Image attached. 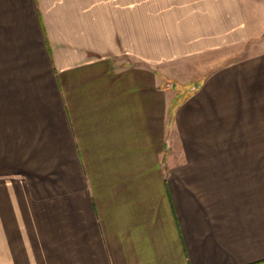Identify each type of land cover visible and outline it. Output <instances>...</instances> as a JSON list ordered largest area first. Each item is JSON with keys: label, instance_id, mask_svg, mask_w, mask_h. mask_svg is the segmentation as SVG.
<instances>
[{"label": "crops", "instance_id": "crops-1", "mask_svg": "<svg viewBox=\"0 0 264 264\" xmlns=\"http://www.w3.org/2000/svg\"><path fill=\"white\" fill-rule=\"evenodd\" d=\"M0 264H264V0H0Z\"/></svg>", "mask_w": 264, "mask_h": 264}, {"label": "rangeland", "instance_id": "rangeland-1", "mask_svg": "<svg viewBox=\"0 0 264 264\" xmlns=\"http://www.w3.org/2000/svg\"><path fill=\"white\" fill-rule=\"evenodd\" d=\"M178 93V92H177ZM177 93L175 94V96H174V99L173 100H177L178 99V95H177Z\"/></svg>", "mask_w": 264, "mask_h": 264}]
</instances>
